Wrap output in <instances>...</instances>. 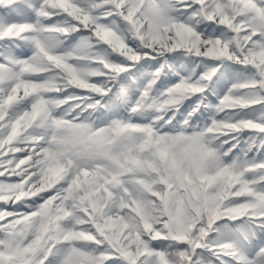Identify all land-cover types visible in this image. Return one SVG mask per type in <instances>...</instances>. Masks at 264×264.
I'll return each mask as SVG.
<instances>
[{
  "label": "snow or ice",
  "instance_id": "1",
  "mask_svg": "<svg viewBox=\"0 0 264 264\" xmlns=\"http://www.w3.org/2000/svg\"><path fill=\"white\" fill-rule=\"evenodd\" d=\"M0 264H264V0H0Z\"/></svg>",
  "mask_w": 264,
  "mask_h": 264
}]
</instances>
